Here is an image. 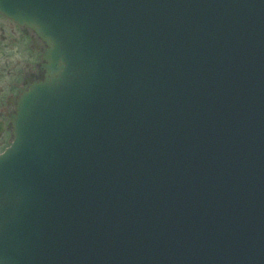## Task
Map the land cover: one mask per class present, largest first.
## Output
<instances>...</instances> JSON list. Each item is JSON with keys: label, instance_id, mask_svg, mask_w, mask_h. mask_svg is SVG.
<instances>
[{"label": "water", "instance_id": "obj_1", "mask_svg": "<svg viewBox=\"0 0 264 264\" xmlns=\"http://www.w3.org/2000/svg\"><path fill=\"white\" fill-rule=\"evenodd\" d=\"M44 41L0 154V264H264V0H0Z\"/></svg>", "mask_w": 264, "mask_h": 264}, {"label": "flooded vegetation", "instance_id": "obj_2", "mask_svg": "<svg viewBox=\"0 0 264 264\" xmlns=\"http://www.w3.org/2000/svg\"><path fill=\"white\" fill-rule=\"evenodd\" d=\"M44 42L0 13V153L12 140L11 115L22 93L42 79Z\"/></svg>", "mask_w": 264, "mask_h": 264}, {"label": "rangeland", "instance_id": "obj_3", "mask_svg": "<svg viewBox=\"0 0 264 264\" xmlns=\"http://www.w3.org/2000/svg\"><path fill=\"white\" fill-rule=\"evenodd\" d=\"M11 138H13V137H11ZM0 143H1V140H0Z\"/></svg>", "mask_w": 264, "mask_h": 264}]
</instances>
